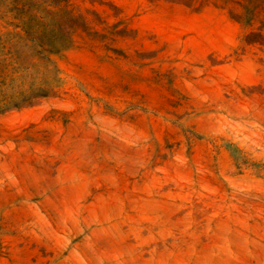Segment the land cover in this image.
<instances>
[{"label":"rangeland","instance_id":"obj_1","mask_svg":"<svg viewBox=\"0 0 264 264\" xmlns=\"http://www.w3.org/2000/svg\"><path fill=\"white\" fill-rule=\"evenodd\" d=\"M0 264H264V0H0Z\"/></svg>","mask_w":264,"mask_h":264}]
</instances>
